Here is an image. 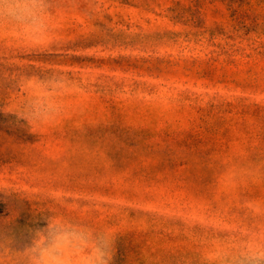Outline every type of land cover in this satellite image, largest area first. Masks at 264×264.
Wrapping results in <instances>:
<instances>
[{"label":"rangeland","instance_id":"obj_1","mask_svg":"<svg viewBox=\"0 0 264 264\" xmlns=\"http://www.w3.org/2000/svg\"><path fill=\"white\" fill-rule=\"evenodd\" d=\"M0 22V264H264V0H42ZM102 257V259H100Z\"/></svg>","mask_w":264,"mask_h":264},{"label":"clouds","instance_id":"obj_2","mask_svg":"<svg viewBox=\"0 0 264 264\" xmlns=\"http://www.w3.org/2000/svg\"><path fill=\"white\" fill-rule=\"evenodd\" d=\"M47 13L42 0H0V22L12 24L27 34L39 38L46 29ZM79 242L53 231L44 237L42 246L33 253L34 264H71L70 255ZM261 253L252 257L253 264H260ZM102 259V257L100 258ZM82 264H99L96 255L85 258Z\"/></svg>","mask_w":264,"mask_h":264}]
</instances>
